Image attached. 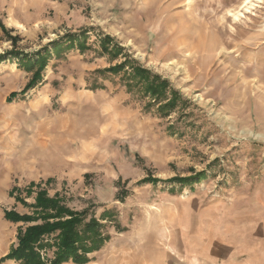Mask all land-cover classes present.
<instances>
[{"label": "rangeland", "instance_id": "rangeland-1", "mask_svg": "<svg viewBox=\"0 0 264 264\" xmlns=\"http://www.w3.org/2000/svg\"><path fill=\"white\" fill-rule=\"evenodd\" d=\"M243 1L0 0V55L50 52L22 94L32 70L0 61V257L21 224L4 212L30 211L10 191L31 203L34 182L100 219L109 239L86 264H264V0L247 12ZM81 31L88 48H67ZM123 54L168 79L184 107L162 116L99 72Z\"/></svg>", "mask_w": 264, "mask_h": 264}, {"label": "trees", "instance_id": "trees-1", "mask_svg": "<svg viewBox=\"0 0 264 264\" xmlns=\"http://www.w3.org/2000/svg\"><path fill=\"white\" fill-rule=\"evenodd\" d=\"M2 30L7 31L0 21ZM66 36L67 48L76 47L79 51L88 48L85 43V34L68 33ZM14 41V38L10 39ZM60 41H52L50 45L53 52L58 53L61 48ZM103 52L116 59L123 53V49L113 44L111 37L105 35L100 39ZM49 49L45 48L43 53H37V59L32 60L28 55L14 51L5 52L0 55V61L8 56L18 58L22 65L32 70L33 74L28 84L20 92L25 93L41 81V73L46 65ZM102 74L119 75L120 81L127 92H137L147 98L146 107L156 106L162 116H168L175 108H183L186 100L182 94L172 87L170 81L161 75L154 73L151 69L139 64L128 55L123 54V60L100 69ZM18 93L10 94L12 100ZM199 172V176H203ZM195 177L169 178L168 182L180 184L192 183ZM160 179L147 175L141 182L156 183ZM50 179L46 180L49 183ZM10 194L22 205L28 207V213H19L15 210H6L4 218L12 223H21L17 227L16 244L0 257V264L13 260L15 264H86L89 262V254L98 251L109 239V235L103 231V225L99 218L88 214L87 209L75 210L69 207L59 193L53 196L48 194L47 189L31 182L26 188V195L34 194L33 202L28 203L19 196L18 189L12 188ZM123 196V195H122ZM103 217L108 212L102 213ZM52 249V256L48 257L46 250ZM44 253V255L42 254Z\"/></svg>", "mask_w": 264, "mask_h": 264}, {"label": "bare ground", "instance_id": "bare-ground-1", "mask_svg": "<svg viewBox=\"0 0 264 264\" xmlns=\"http://www.w3.org/2000/svg\"><path fill=\"white\" fill-rule=\"evenodd\" d=\"M256 1L261 2L262 0H244L241 8H243L247 12L249 9H252V7L256 6ZM239 13L240 12L238 11L237 13H235V15L238 16Z\"/></svg>", "mask_w": 264, "mask_h": 264}, {"label": "crops", "instance_id": "crops-1", "mask_svg": "<svg viewBox=\"0 0 264 264\" xmlns=\"http://www.w3.org/2000/svg\"><path fill=\"white\" fill-rule=\"evenodd\" d=\"M187 238H188V237L186 236V237H185V241H186Z\"/></svg>", "mask_w": 264, "mask_h": 264}]
</instances>
